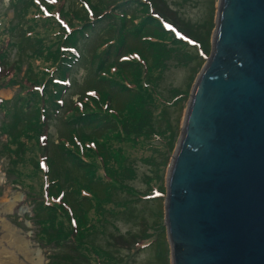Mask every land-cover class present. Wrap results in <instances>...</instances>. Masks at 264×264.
Returning <instances> with one entry per match:
<instances>
[{
  "label": "rangeland",
  "instance_id": "obj_1",
  "mask_svg": "<svg viewBox=\"0 0 264 264\" xmlns=\"http://www.w3.org/2000/svg\"><path fill=\"white\" fill-rule=\"evenodd\" d=\"M82 1L106 11L117 0ZM159 1L173 14L179 29L189 26L203 44L207 41L210 53L218 0ZM82 6L84 4L78 0H2L0 3V38L10 43L7 50L8 66L0 67V81L7 84L0 86V130H5L4 133L0 131V255L10 253L16 264H67L64 258L67 254H73L71 243L65 238L69 231L67 220L64 222L63 218H55L54 228L50 227L55 234L51 230L49 233L46 231L47 239L43 237L45 232L40 223L44 218L53 217V214L42 209L43 203L51 201L44 196V188L48 181L58 179L59 184L53 188L55 191H65L62 193L64 201L59 202L56 198L54 203L64 210L71 209L74 218L76 214L79 223L83 224L80 227L83 232L78 235L80 242L96 247L106 264H172L164 223L165 185L171 158L180 139L189 95L205 61L199 59L192 48L181 50L170 44L164 47L163 55L158 53L156 56L152 50L154 46L127 37V51H138L146 59L151 67L150 77L156 78L158 94L170 103L163 106L145 96L147 90L142 89L137 108L128 109L133 98L132 92L122 93L119 89L110 91L107 84L102 83L104 80L100 79L108 77L120 86L123 79L120 78L119 69H110L107 65L106 75L102 76L101 72L94 74L97 64L95 58L106 48L107 41L118 37L114 26L107 28V24H113L111 20L101 24L90 39L79 43L80 55L76 63H72L75 65L67 79L71 81L70 85L68 81L57 80L53 72L57 56L66 54L65 49L59 46V38L66 35L70 27L80 24L71 22L63 12L81 11ZM149 33H153V27ZM3 47L5 44L1 49ZM173 49L174 52H171ZM131 53L118 61L122 62L129 55L136 54ZM70 54L73 55V52ZM132 59L136 58L132 56ZM127 66H123L130 69L126 76L132 78L128 74L132 68ZM47 78L51 87L56 85L53 81H58L67 89L63 101L59 98L55 100L61 108L58 116L50 120L46 118V100L41 99L37 110L35 107L26 109L27 114L24 113L21 118L19 102L25 101L24 98L30 99L32 94L44 97L45 91L41 87H34L30 81H45ZM99 93L108 94L113 107L130 114L132 121L144 108L149 110L153 115V128L147 133L157 134L149 139L146 135L142 136L138 142L130 137L126 140L117 129L112 131L107 128L109 133L105 136L103 146L108 153L107 165L113 182H101L104 186L88 184L83 170L73 165L61 148L62 145L66 148L77 145L81 149L83 145H89L82 141L103 137L105 131L101 134L95 130L78 128L75 133L63 123L72 115L74 107L80 108L81 102L88 99L87 96L94 97ZM177 94L185 97L171 103ZM110 122L112 126L115 125L113 120ZM9 132H25V136L19 141V138L10 137ZM70 136L72 138L68 141ZM94 170L100 175L97 166ZM80 187H89L99 204L95 200H84L82 207H79L77 203L81 200L77 190ZM147 197L151 199L142 200ZM89 225H93V228L87 231ZM6 229L11 230L18 240L27 243V254L11 244V236ZM59 233L62 242L57 245L53 237ZM117 235L124 239L133 237L132 243L125 248L123 241L120 244L114 241ZM92 261L88 257H80L69 264H91Z\"/></svg>",
  "mask_w": 264,
  "mask_h": 264
},
{
  "label": "water",
  "instance_id": "obj_2",
  "mask_svg": "<svg viewBox=\"0 0 264 264\" xmlns=\"http://www.w3.org/2000/svg\"><path fill=\"white\" fill-rule=\"evenodd\" d=\"M172 264H264V0H218L165 185Z\"/></svg>",
  "mask_w": 264,
  "mask_h": 264
},
{
  "label": "trees",
  "instance_id": "obj_3",
  "mask_svg": "<svg viewBox=\"0 0 264 264\" xmlns=\"http://www.w3.org/2000/svg\"><path fill=\"white\" fill-rule=\"evenodd\" d=\"M1 1L2 0H0V3ZM78 1L81 4H84V7H81V11L71 10L63 12V14L67 17V19L71 20V22H79L80 24L76 27H70V31L66 35H63L61 38H59V46L65 49L64 52H66V54L60 52L62 56H57V65L53 69V72L57 76V80L66 82L68 81L67 79H69L72 73V66L75 65H73L72 63H76L77 58L80 55L78 50L79 43L83 40L90 39V37L94 35V32L97 31L96 29L99 28L101 24L111 22V20L114 22L112 25H109L111 23L107 24V28L114 26L116 31H118V37L113 38L109 41L106 40V48H104L98 55V57L95 58V60H97V64L95 65L96 68L94 74H99L101 72L102 76L106 75L105 67L107 65L108 67H110V69H119V73L121 74L120 78L123 79L122 82H120V86L118 85L117 81L113 82L108 77H101L100 79L102 81L104 80V82L102 83L107 84L110 91L119 89V91H121L122 93L132 92L133 98L128 105V109L137 108L138 99L140 97L139 92L142 89L147 90L145 96L150 97L152 100L158 101L163 106L169 105L170 103L165 101V99L158 94L156 78H153L152 76L150 77L151 67L148 65L146 59L143 58L141 53L138 51H127V37L139 39L141 40L142 44L144 43L148 46H154L152 50L155 52L156 56L158 53L163 55V49L168 44L175 45L176 48L181 50L192 48L195 51L196 55H199V59H202L203 61H206V58L209 56L210 46H207V41L205 44H203L198 35L190 30L189 26H183L182 29H179V26L177 25L173 14L170 13L169 9L167 10V8L163 6L164 3L159 0H117L106 11L105 9L98 10L96 7L91 6L88 1ZM62 9L63 6H61V10ZM151 27H153L154 34L149 33ZM4 38L9 39L8 36H5ZM0 40V67L2 68L3 66H8L9 57L7 55V50L9 51L10 43H5V41H3V38H0ZM8 41L9 40H7L6 42ZM37 42L39 41L37 40ZM4 44L5 47L1 49ZM101 45L99 47H101ZM174 50L175 49H173L171 52H174ZM71 52H73V55L70 54ZM131 52H134L136 54ZM130 53L134 55H129L127 58L122 60V62L118 61V59L124 58L127 56V54ZM132 56L136 59L131 60ZM145 62L147 63V66ZM124 65H129L127 67L132 68L131 72L128 73L132 76V78L126 76V72L130 69L127 70V68L123 67ZM131 65H133V67ZM41 81L43 80L41 79L37 80L36 82H30L34 83V87H41L43 91H45L43 94L44 97L32 94L30 99L24 98L25 101L19 102L22 108V111L19 112L21 118L23 117V114L27 112L25 111L26 109L32 110V107H35L37 110L38 101L41 99L46 100V107L44 111L45 117L50 120L53 117L58 116V110L61 108L58 107L55 100L59 98V100L63 101L62 98L67 92V89L65 88V86H62L63 83H59L58 81H53V83H56V85L52 83V87L50 86L48 78L45 79V81H43L42 83ZM68 82L70 85L71 81ZM1 85L7 86V84H5L3 80L0 81V86ZM48 87L51 89L50 91ZM26 90H30V88H26ZM101 95L106 96L107 98L102 97ZM87 97L88 99L81 102L82 104L80 105V108L74 107V109H72V115L65 119L63 123L69 126L70 129H73L74 132L78 128L95 130V132H100L101 134L105 131L103 137L99 140L94 139L82 141L83 144L89 143V145H83V148L81 149H79L77 145H73V147L68 146L69 148H66L64 147V145H62L61 148L63 149V154L70 160V162L76 167H79L83 170L84 177H86L87 183H92V185L97 184L99 186L103 185L101 182H103L104 184H108V182L110 181L113 182V176L111 175L107 165L108 153L106 152L105 146H103L106 140L105 136L109 133L110 129L112 131L117 129L119 134H122L126 140L130 137L132 138V140L138 142L142 136L146 135L148 136L147 139H149L150 136H152L153 138L157 136V134H154V132H151L150 134L147 133L149 129L151 130L153 128V115L146 108H144L143 111H141L138 115L136 114L137 116H134L135 119L132 121L133 117H129L130 114H128L127 112L124 114L123 111H119L117 108L113 107L111 98L108 97V94L99 93V95L96 94L94 97ZM184 97L185 95L183 94H177L176 96H174L171 103H173L174 101V103H176ZM110 119L114 121V126H112ZM28 126H26V128H28ZM107 128L109 130H107ZM0 131L2 133L5 132V130L3 129H1ZM21 132H9L8 134L13 139L19 138V141H21L25 136V132L23 134H21ZM71 138L72 137L70 136V138L67 140L70 141ZM80 139L81 138H79V140ZM101 139L102 142L100 143ZM168 145L169 139L167 147ZM15 158V160H17V155ZM95 166H97L101 171L100 175L96 174L94 170ZM59 181L60 180L58 179H52L48 181L47 186H45L44 188V196L51 201L43 203L42 209L46 213L48 212L49 214H53V217H48V219L44 218L43 221H40L46 234H43V237L45 239L48 238L47 232L49 233V231L51 230L50 227L54 228L55 218H63L64 222L67 220V225L69 226V231H67L65 238L69 240L72 246L71 248H73V254H67V256L64 258V260H66V263L69 264L71 262H75V258L78 260L80 257H88L93 260L91 264H106L105 258H103L99 254V250L96 247L94 248L89 245H84V243L80 242V237H78V235L83 232V230H80V227L83 226V224L79 223L75 211L74 218L71 209L64 210L62 207L57 206L58 204L54 203V200L56 198L59 202L64 201V195L62 194L64 190L59 189L55 191V189L53 188L55 186L57 187ZM77 196L81 200L77 203L79 207H82L81 204L84 202V200H95V195L91 192L89 187H86V189L80 187V189L77 190ZM149 199H151V197H147L142 200ZM95 203L99 204V201L95 200ZM96 212L98 213V211ZM92 228L93 225H89L86 230H91ZM74 229L75 233L73 235ZM51 231L54 232L53 230ZM53 239L54 241H56V244L59 245L62 242V235L59 233L56 237H53ZM131 240H133V237H128L127 239H124V237L121 235H117L116 238L114 237V241H117L119 244L121 241H123V246L125 248L132 243ZM61 258H63V256Z\"/></svg>",
  "mask_w": 264,
  "mask_h": 264
},
{
  "label": "bare ground",
  "instance_id": "obj_4",
  "mask_svg": "<svg viewBox=\"0 0 264 264\" xmlns=\"http://www.w3.org/2000/svg\"><path fill=\"white\" fill-rule=\"evenodd\" d=\"M8 235L11 236V240L9 239V241L11 242V244L13 246L16 247V249L18 251H21L24 254H27L29 252L28 248H27V243L24 241H20L18 240L14 235L13 232L9 229H6ZM4 254V255H3ZM0 255V264H16L15 259L11 256L10 253H3ZM6 257H3V256Z\"/></svg>",
  "mask_w": 264,
  "mask_h": 264
}]
</instances>
